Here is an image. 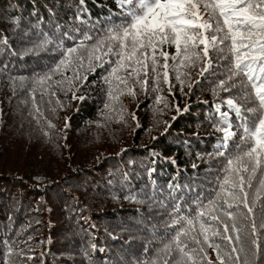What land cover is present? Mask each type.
Masks as SVG:
<instances>
[{
	"label": "trees",
	"instance_id": "trees-1",
	"mask_svg": "<svg viewBox=\"0 0 264 264\" xmlns=\"http://www.w3.org/2000/svg\"><path fill=\"white\" fill-rule=\"evenodd\" d=\"M121 16L117 0H0V264H163L156 251L173 231L174 207L179 206V214L190 213L198 200L209 196L202 184L218 182L223 175L233 150L226 146L243 134L238 126L241 113L226 102L232 99L243 111L247 101L239 83L229 91L218 87L227 78V65L211 50V66L205 67L216 83L213 89L221 91L226 120L212 113L218 106L204 111L201 101L209 98V89H203L207 80L202 82L198 65L174 61L175 46L165 44L156 54V73L149 61L147 77L139 75L146 95L139 111L131 110L139 126L134 140L125 135L112 147L85 140L82 146L88 149L80 155L79 149L71 148L73 133L98 139L108 130L116 131L109 128L129 111L126 97L133 95L135 74L127 85L113 77L109 85L104 80L108 65L92 71L85 61L78 79L72 70L54 75L48 82L51 87L35 79L59 61L64 49L79 44L86 34L98 38ZM160 51L168 53L166 69ZM180 65L185 74L174 80ZM119 75L125 77L126 72ZM60 80L64 83H55ZM157 96L170 105L160 110L169 122L165 130L148 137L147 126L155 117L140 110L158 103L153 101ZM40 98L46 103L42 105ZM54 102L62 104L54 113L67 108L63 127L47 114ZM229 123L235 135L226 141L222 129ZM108 148L113 150L104 153ZM252 198L250 192V202ZM262 205L264 192L256 203L264 257ZM215 243L221 245L225 264H230L225 253L237 245L229 246L220 237ZM203 246L199 264H220L217 252Z\"/></svg>",
	"mask_w": 264,
	"mask_h": 264
},
{
	"label": "snow or ice",
	"instance_id": "snow-or-ice-1",
	"mask_svg": "<svg viewBox=\"0 0 264 264\" xmlns=\"http://www.w3.org/2000/svg\"><path fill=\"white\" fill-rule=\"evenodd\" d=\"M117 3L122 12L119 23L112 22L98 38L86 34L79 44L64 49L59 61L39 75L35 83L51 87L48 82L52 77L67 70H72L78 79V69L83 68L85 61L92 71L107 64L108 75L104 80L109 85L110 77L127 85L133 74L139 83L141 72L148 75L149 61L151 71L156 73V54L163 44L175 46L177 51L172 59L180 64L207 58L210 50L220 53L228 75L218 87L229 91L239 83L246 96L243 111L232 99L226 102L241 113L238 117L243 132L241 143L237 151L226 157L223 175L213 193L198 200L188 214H179V206L174 207L177 215L172 216L173 231L162 241L156 257L162 258L163 264H199L205 252L203 245H207L217 252L220 264H225L220 255L221 245L215 243V238L220 237L229 246L237 245L225 253L230 264H264L256 223V203L264 192V0H117ZM159 54L166 69L168 53ZM122 70L125 77L119 75ZM167 75L165 71V78ZM55 83L62 84L64 80ZM143 83L147 84V80ZM47 90L45 87L44 91ZM109 96L112 97L111 90ZM227 115L222 114L225 120ZM231 127L229 123L222 129L226 141L235 135ZM261 212L264 213V205ZM259 226L264 228V215ZM248 240L250 243L246 244Z\"/></svg>",
	"mask_w": 264,
	"mask_h": 264
},
{
	"label": "rangeland",
	"instance_id": "rangeland-1",
	"mask_svg": "<svg viewBox=\"0 0 264 264\" xmlns=\"http://www.w3.org/2000/svg\"><path fill=\"white\" fill-rule=\"evenodd\" d=\"M45 58H47V57H45ZM184 74H185V69L183 66L180 65L178 72L175 74L174 80H177V76L181 77ZM195 76H197L196 72H194L193 78ZM135 78H136V76H135ZM136 80H135V85H133V88L130 92V94H133V95L131 97L130 96L126 97V100L128 101L127 105H128L129 111L127 113L123 114V117L115 119L117 121V124H111V127L109 128L111 130L120 131L121 134L118 135V133L116 131L109 134V130H108L103 135H101L98 139L92 137L90 134H85V139H82L81 137H79L75 133H73L71 135L72 139L70 138L71 148L73 149V151H75L76 148L79 149V151H80L79 155H80L84 150H87L88 148L86 146H82V144L85 140H88L92 144L97 143L96 141H93V140H98L101 143H103L104 145H106L107 147H112V145L115 143V141H118V139L120 141V139L122 137H124L125 135L130 136L131 142L134 140V133L139 126H137L136 123L134 122L133 117L131 115V110L134 109V111H136V110L139 111L138 104L141 103V98L143 96L145 97V95H146V94H143L144 91L141 88V85L136 82ZM205 80H206V74L203 76L202 82H204ZM202 86H204L203 89H205V90L209 89V91H207V92L209 93V96H211L213 94V91H214L213 88H215L216 83L214 81H212L209 84V81H206V83H203ZM202 86H199V87H202ZM155 100L158 101V103L151 102L148 107H145L143 109V111L140 110L141 113L149 110L150 115L153 114L155 117V119L152 122H150L147 126V131L150 133V134H148V137H151V134L156 130H159L160 132L165 130L166 125L169 122L168 119L163 118L165 115L161 114L160 110L162 107L170 109V105L168 103L163 104L162 101H160V96H157L156 98L153 99V101H155ZM39 101L41 102L42 105L46 103V101H44L42 98H40ZM61 106H62L61 103L54 102L52 109H49V110L46 109L48 116L52 117L54 122L56 123V125L59 127H63V121L62 120H63V117L65 116V114L67 113V108L65 110L61 109L57 113H54L53 111L55 109H60ZM199 115L200 114H196L195 116L198 118ZM164 124H165V127L162 128V126H164ZM115 126H117V129L114 128ZM154 135H156V134H154ZM22 139H24V138H19L20 141H22ZM91 139H93V140H91ZM110 150H113V149L112 148L103 149L104 153H107ZM75 158H77V157H75ZM95 158L97 159L98 155H95ZM96 159H94V160H96ZM202 186L207 191V193L210 195L212 183L208 182L207 184H202ZM260 196H262V193H260ZM257 207L258 206H256V208ZM128 256L130 257L128 262L132 261V256L131 255H128Z\"/></svg>",
	"mask_w": 264,
	"mask_h": 264
},
{
	"label": "clouds",
	"instance_id": "clouds-1",
	"mask_svg": "<svg viewBox=\"0 0 264 264\" xmlns=\"http://www.w3.org/2000/svg\"><path fill=\"white\" fill-rule=\"evenodd\" d=\"M163 45H165V44H163ZM208 60L209 59H207V58H203V59H200V60H195V63L198 65L199 71L203 72L204 75L206 74V80L211 83L214 80L209 75V70L204 71V69L206 68L205 67L206 64H208L209 66H211V63L209 64V61ZM210 80H212V81H210ZM220 95H221V91L214 90L213 91V94L211 96H209V98L206 101H201L202 104L206 105L205 108H204V111L205 112H206V110H210V108L212 107L211 105L209 106L210 102H212V100H215ZM219 99L220 98H218L217 100H219ZM240 143H241L240 137H237L236 139H233V141L231 143H229L226 147L228 149L230 148V149H233L234 150L237 147V145H239ZM224 156L226 157L227 154H224Z\"/></svg>",
	"mask_w": 264,
	"mask_h": 264
}]
</instances>
